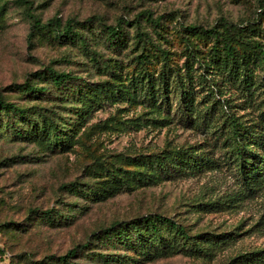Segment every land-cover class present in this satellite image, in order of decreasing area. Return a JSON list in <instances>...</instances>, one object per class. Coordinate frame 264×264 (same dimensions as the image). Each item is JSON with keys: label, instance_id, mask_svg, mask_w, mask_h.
Here are the masks:
<instances>
[{"label": "rangeland", "instance_id": "rangeland-1", "mask_svg": "<svg viewBox=\"0 0 264 264\" xmlns=\"http://www.w3.org/2000/svg\"><path fill=\"white\" fill-rule=\"evenodd\" d=\"M30 1L43 23L58 18L64 27L70 19L92 18L94 31L79 29L87 47L56 39L52 33L32 36L25 6L0 0V96L36 107L61 129L72 128L69 146L53 150L16 133L19 128L30 130L29 122L0 118V264H64L57 257L75 247L78 253L69 264H264L247 263L243 257L264 255V180L255 189L244 185L237 149L247 137L237 140L229 130V116L236 114L244 135H251L248 130L264 132L259 50L235 43L251 69L254 85L248 89L215 63L213 38L187 31L190 25L224 30L226 22L254 27L244 35L264 49V0ZM149 13L157 24L147 20ZM121 20L130 21L125 25L128 42L115 49L104 41L101 30ZM139 32L145 35L138 38ZM142 53L148 55L146 63L137 58ZM47 67L81 79L58 90ZM161 73L168 78L157 101L139 96L106 99L79 119V92L107 81L131 89L141 76L159 78ZM179 80L195 96L191 119L179 110ZM29 81L48 91L39 96L26 93ZM208 98L210 106L203 108L200 102ZM37 118L38 114L33 120ZM178 149L197 152L212 163L201 171L178 169L170 174L146 163ZM132 170L152 172L156 179L134 180ZM113 174L127 185L111 186ZM146 215L172 219L191 238L164 231V247L173 242L179 252L151 259L136 241L97 237L114 224ZM208 236L227 242L213 245L206 241ZM196 241L206 242L203 246L211 247L213 254L193 251Z\"/></svg>", "mask_w": 264, "mask_h": 264}, {"label": "trees", "instance_id": "trees-1", "mask_svg": "<svg viewBox=\"0 0 264 264\" xmlns=\"http://www.w3.org/2000/svg\"><path fill=\"white\" fill-rule=\"evenodd\" d=\"M21 6H25L27 15L32 19V36L41 33H52L56 39H63L67 42H79L84 47H87L86 36L81 31L80 28L88 31H94V21L92 18L86 21L78 20H68L64 27H61V21L58 18H53L47 23H43L42 20L37 17L32 12V2L30 0H17ZM152 14H148V19L152 23L156 24L158 20H154ZM130 21H119L116 25H103L101 32L103 33L102 38L110 47L115 49L125 48L128 42V32L125 29V25H129ZM139 23L136 22L137 27ZM224 30L218 28H204L201 26L190 25L187 27V31L190 33H200L207 35L215 40V44L212 47L214 56L216 58L215 63L222 69L225 70L229 77L239 81L244 85L245 88L250 89L254 82L251 80V71L249 65L245 61V57L239 55L238 48L235 43L242 45L251 46L257 48L258 57L256 58L257 63L264 67V49L260 47V44L254 39H249L244 35L245 31L251 29L254 31V27H238L235 24L224 23ZM138 29V28H137ZM140 35H145L143 32H139L137 37ZM143 41V40H140ZM139 62L146 63L148 60V55L142 53L138 57ZM111 72H113L111 70ZM46 74L50 76V81L56 89H68L67 85L69 82L80 80L81 78L74 76L70 72L58 71L56 69L47 67ZM40 76V75H38ZM160 78V79H159ZM159 78H154L151 74H145L141 76L140 79L132 84L131 89H126L121 87L114 82L107 81L105 84L101 83L97 87H90L86 92H79L78 96L80 102L82 103V108L79 110V119H85L90 111L102 101L106 99H129L133 100L136 96L143 97L149 101H157L158 96L162 93L164 85L167 83V76L161 73ZM159 79V80H158ZM178 87L181 91L180 106L179 110L182 112L183 117L187 119L193 118L195 115V96L193 90L186 88V84L183 80H179ZM161 85V86H160ZM76 85H72L74 89ZM26 93L31 95H41L48 91L47 86H38L34 83H25ZM229 99H225L228 102ZM204 107L210 106V99H206L200 102ZM213 105V104H212ZM38 114L39 119H34V115ZM4 115L9 119H19L22 121H27L31 124V129L27 128L25 131L21 128L16 129L18 135L25 136L26 134L30 137L35 138L41 142H44L49 148L56 149L58 147H68L69 141L72 137L70 131L72 128L61 129L56 123L53 117L47 113H43L40 110H36L34 106H19L12 101H8L2 95L0 96V118ZM231 119V135L235 136L238 140L239 136H246L247 139L243 144H238L237 152L240 155L241 163L239 164V170L243 174L244 185L248 189H255V186L260 185L264 180V155L259 154L256 148H259L264 152V132H252L248 130V134H243V128L241 126L242 121L239 116L232 114L229 116ZM229 119V118H228ZM16 126V125H13ZM247 133V132H246ZM242 145V147H240ZM255 149H252L253 147ZM256 152L257 154H251ZM146 160V159H145ZM257 160V162H256ZM146 163L151 167V169L158 168L163 174H170L173 171L181 169L182 171L195 172L202 170L205 166H210L212 163L210 159L205 158L197 154V152H191L187 149L172 150L169 156L164 155L161 157L153 158V161L147 160ZM132 177L135 180L145 181L149 179L150 181L156 179V175L152 172H147L146 170H132ZM111 186L114 185L115 188H121L127 185V182L123 180L122 176H116L113 174V180L109 181ZM78 189V187H76ZM102 196V194L100 195ZM45 216H50V213L44 212ZM168 231L175 238L182 237L184 239H190L181 224L173 221L170 218L163 217L161 215H146L139 219H135L130 222H121L119 224H114L109 228L102 230V236H97L99 238H105L106 240L117 239L121 242H135L138 243L140 248L146 251V255L149 258H154L157 256H162L166 254H174L179 252V247L173 242H169V245L164 247V235ZM96 235V234H95ZM202 238V237H201ZM207 242H212L213 245H220L226 243V238H220L219 236H208ZM204 242V241H203ZM203 242H195L193 251L200 253L201 255H212V248L203 246ZM206 243V242H204ZM81 247H87V243L83 244ZM151 247V248H150ZM78 253V247L71 249L66 255L57 257V260L69 264L70 258ZM253 253H246L243 255L247 263H255L264 260V255L260 253V257H257Z\"/></svg>", "mask_w": 264, "mask_h": 264}]
</instances>
